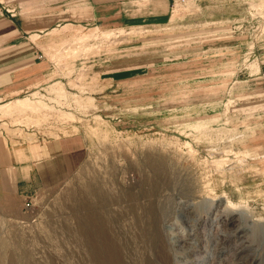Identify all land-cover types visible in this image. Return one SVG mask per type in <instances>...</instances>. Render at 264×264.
I'll use <instances>...</instances> for the list:
<instances>
[{
    "label": "rangeland",
    "instance_id": "374dc122",
    "mask_svg": "<svg viewBox=\"0 0 264 264\" xmlns=\"http://www.w3.org/2000/svg\"><path fill=\"white\" fill-rule=\"evenodd\" d=\"M183 1L172 3L168 25L128 28L139 32L131 37L102 39L111 30L98 29L99 37L80 43L95 27H62L40 48V37L29 34L55 74L0 100L44 106L2 112L0 138L80 136L84 157L30 210L0 213V264H262L264 0ZM136 53L167 59L150 79L108 84L107 61ZM55 83L63 91L52 102L28 96ZM89 185L110 199L94 209L107 213L110 227L93 248L82 230L89 210L76 205ZM132 205L156 223L138 227ZM108 243L119 262L92 255Z\"/></svg>",
    "mask_w": 264,
    "mask_h": 264
},
{
    "label": "crops",
    "instance_id": "0c3cea01",
    "mask_svg": "<svg viewBox=\"0 0 264 264\" xmlns=\"http://www.w3.org/2000/svg\"><path fill=\"white\" fill-rule=\"evenodd\" d=\"M4 3V5L2 4ZM0 1V99H9L49 76L47 61L36 59L49 35L59 28L101 30L161 27L171 22L174 0H3ZM9 10L14 11L10 15ZM40 37V48L29 34ZM166 51V49H165ZM158 52H155L157 54ZM147 53L108 60L102 74L108 84L124 88L148 76L167 57ZM148 73V75L146 74ZM51 76V75H50ZM260 105L264 106V66ZM106 80V81H107ZM264 115V113L262 114ZM84 141L80 136L53 140L10 141L0 138V213L18 214L41 190L63 183L80 166ZM13 202V203H12Z\"/></svg>",
    "mask_w": 264,
    "mask_h": 264
},
{
    "label": "bare ground",
    "instance_id": "6f19581e",
    "mask_svg": "<svg viewBox=\"0 0 264 264\" xmlns=\"http://www.w3.org/2000/svg\"><path fill=\"white\" fill-rule=\"evenodd\" d=\"M185 1V0H184ZM183 1V2H184ZM65 32H69L71 30V28L67 27V28H64ZM74 29V28H73ZM81 29H84V28H81ZM59 32V31H58ZM98 29L97 28H94L93 30L89 31V33H86V34H83L81 36H79V39H80V43H83V41H87L89 38H95L96 36H98ZM139 32H137V30L135 29H127V30H120V31H114V30H111L109 32H101L100 33V37L102 39H107V38H115V37H120V36H128V37H131L133 35H137ZM99 37V36H98ZM104 44V43H103ZM99 46V45H98ZM96 48V46H95ZM98 48V47H97ZM102 48V47H101ZM59 91H63V88L62 87H57V84H53V85H50L49 86V90H48V94H55V93H58ZM53 94V95H54ZM33 97H31V99H35L37 98V93L34 92L33 94H31ZM30 98V97H29ZM2 100V99H0ZM44 106H42V104H40V102L38 101H34V102H31L30 100L28 99H23V98H18V99H14V100H10L8 101L7 103H4V104H0V114L2 112H6L8 110H14V111H24L26 109H30V110H33V112H38L40 111ZM5 112V113H6ZM20 113V112H19ZM22 113V112H21ZM59 113V112H58ZM65 113V112H64ZM63 114V113H62ZM70 113H66L64 114L63 116L68 118L70 117ZM8 116V115H7ZM35 116V115H34ZM61 116V117H63ZM172 117V116H171ZM175 117V116H174ZM177 118V116H176ZM197 128V127H196ZM27 139H30L32 137V135H26ZM224 153V152H223ZM222 153V155H223ZM248 155V154H246ZM217 156V155H216ZM235 156V155H234ZM249 156V155H248ZM226 158V157H224ZM221 159V158H220ZM218 160V159H217ZM223 160V159H222ZM227 160V159H226ZM220 161V160H219ZM236 161V160H235ZM212 162V161H210ZM159 164V163H158ZM165 165V164H164ZM157 166V165H156ZM218 166V164H217ZM220 166V165H219ZM164 167V166H163ZM171 168V167H170ZM218 168V167H217ZM229 168V166H228ZM227 168V169H228ZM162 169V168H161ZM224 169V168H223ZM222 169V170H223ZM171 169H169L170 171ZM156 171V170H155ZM228 171V170H227ZM172 173V171H171ZM173 174V173H172ZM176 174V173H175ZM233 176V175H232ZM170 178V177H169ZM242 179V178H240ZM253 179V178H252ZM231 181V180H230ZM241 181V180H240ZM223 184V183H222ZM171 185V184H170ZM208 187V186H207ZM102 188V187H101ZM104 190H107L106 188ZM108 192V191H107ZM119 194V193H118ZM137 194L135 193H132V194H128L127 196L128 197H135ZM111 196V195H110ZM222 198V197H221ZM225 198V197H224ZM115 199V198H114ZM113 200V199H112ZM118 200V199H117ZM110 199L109 197L106 196V194L104 192H101L99 191L98 189L92 187V186H88L87 187V190H86V198H85V202L81 203L78 201H76V205H86V207L88 208L89 212H88V215L86 217V219L84 220V224L82 225V227H84L82 230H84L87 234V239H88V244L89 246H92V248L94 247L93 245H97V241L101 238L102 239H107L108 238V235H107V232H108V227H110V219L108 218L107 216V213L106 214H101V213H98L95 209V207H99V206H105V204L109 203ZM115 201V200H114ZM213 201V200H212ZM125 202V201H124ZM141 203V202H140ZM167 203V202H166ZM150 205V203H148ZM147 204V206H149ZM152 206V205H151ZM133 207V205H132ZM139 205L136 206V207H133L134 208V211H137L134 215V222H136V225L139 227H148L147 225H149V223L151 221H153V219L149 222H148V218H147V215L146 216H143L144 215V212H143V215L142 213L139 214L138 211L141 210L139 209ZM142 207V206H141ZM222 207V206H221ZM227 207V206H226ZM232 210L233 211H237L238 209L233 205L232 206ZM146 209V207H144ZM161 208V207H160ZM148 209V207H147ZM126 210V209H125ZM128 210V209H127ZM144 210V209H143ZM185 210V209H184ZM129 211V210H128ZM133 211V213H134ZM247 211V210H246ZM152 212V211H151ZM191 212V211H190ZM160 213V212H159ZM188 213V212H187ZM127 214V213H126ZM148 214V213H147ZM234 214H239V216H241L242 213H234ZM150 216V215H149ZM111 218V217H110ZM159 218V217H158ZM129 220V219H128ZM154 222V221H153ZM158 222V221H157ZM146 223H148L146 225ZM156 223V222H154ZM162 224V223H161ZM153 225V223H152ZM243 225V224H242ZM150 226V225H149ZM159 226V225H158ZM172 226V225H171ZM135 227V226H134ZM114 228V227H113ZM147 229V228H146ZM114 230V229H113ZM154 230H157V227H156V224L154 225ZM248 231V230H247ZM158 232V230H157ZM159 233V232H158ZM155 234V237H156V232L154 233ZM143 236V235H142ZM160 237L158 234H157V238ZM118 238V236H117ZM159 240V239H158ZM121 244V243H119ZM104 245V244H103ZM103 245H100L101 247H103ZM107 246H105L106 248L104 249L103 248H98V251L94 248L93 249V252H92V255H95V253H101V254H104V252L108 255H110L109 259L111 261H114L115 263L119 262V255H118V252L115 250H111V244H106ZM162 246V245H161ZM166 251V250H165ZM125 252V251H124ZM161 254V253H160ZM172 254V253H171ZM163 256V255H162ZM170 256V255H169ZM257 258V257H256ZM172 260V259H171ZM129 261V260H128ZM169 261V260H168ZM184 261V260H183ZM96 262V261H95ZM169 263V262H168ZM262 264H264V259L262 260Z\"/></svg>",
    "mask_w": 264,
    "mask_h": 264
},
{
    "label": "built area",
    "instance_id": "2783aa9c",
    "mask_svg": "<svg viewBox=\"0 0 264 264\" xmlns=\"http://www.w3.org/2000/svg\"><path fill=\"white\" fill-rule=\"evenodd\" d=\"M8 13H10V15H13L14 14V11H12V10H9V12ZM36 59L38 60V61H40V62H43V61H47L48 63H49V65H50V71H49V73H52L51 75H53V74H55L53 71H54V65H53V63H51V62H49L48 61V59H47V57H46V55L43 53V52H39L38 54H37V56H36ZM34 93V92H33ZM36 93H38L39 94V97H37L38 99H40V100H45V101H53V99L51 98L52 96L51 95H53V94H48V92L44 89V88H41L39 91H37ZM24 94V93H23ZM32 94V93H31ZM28 95V96H30V97H33L32 95ZM53 97L55 98V95H53ZM50 102V103H51ZM38 133H33V134H26V135H33L30 139H27V140H25L26 142H31V141H35V140H53V139H58L57 137L56 138H51V137H45L44 135H42V136H38L37 135ZM60 138V137H59ZM31 206H32V204L30 203V202H27V203H25V205H24V212H27L28 210H30V208H31Z\"/></svg>",
    "mask_w": 264,
    "mask_h": 264
}]
</instances>
